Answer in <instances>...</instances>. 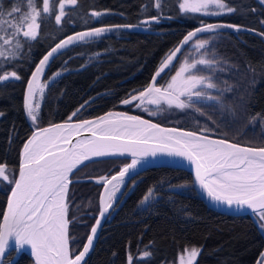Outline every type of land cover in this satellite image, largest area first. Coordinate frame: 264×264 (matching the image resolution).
Instances as JSON below:
<instances>
[{"label":"trees","instance_id":"16d2710c","mask_svg":"<svg viewBox=\"0 0 264 264\" xmlns=\"http://www.w3.org/2000/svg\"><path fill=\"white\" fill-rule=\"evenodd\" d=\"M59 1L54 0V8L49 14L42 13L37 18L40 25L37 37L29 39L22 33L28 30L30 20L21 21L29 12L27 0H0V12H3L0 16V52L3 53L0 74L11 71L19 77L0 83V164L7 166L9 175L16 174L21 147L37 127L93 118L107 111H123L163 126L198 133L204 128L207 131L202 134L211 137L243 146L264 147L263 4L257 0H222L234 9L232 13L204 17L181 12L180 0H77L76 5L65 9V16L58 25L55 7ZM36 3L38 6L39 1ZM50 6H53V0H50ZM13 8L20 11L9 16ZM92 12L105 15L94 18ZM145 20L150 23L144 25ZM209 23L241 28L239 32L219 29L200 33L192 39L208 40L209 44L201 53L214 52L219 61L213 82L221 89L231 88L221 97L223 107L215 102L196 105L204 113L201 115L192 109L161 106L157 116L149 117L133 109L132 105L121 104L122 100L138 95L147 87L150 79L161 70L163 61L189 31ZM115 25H139L142 28H112L102 37L87 44L70 46L63 50V55L50 59L46 78L55 72L61 75L47 86L37 121L35 125L31 123L23 99L28 80L42 56L68 35ZM190 42L180 48L156 80L155 87H162L176 72L191 50ZM96 53L100 55L88 63L89 56ZM66 60L67 65L64 64ZM64 67L70 71H63ZM196 74L209 75V72ZM86 101L89 102L87 107L72 116ZM127 162V159L95 161L71 176L72 180L80 181L70 183L67 195L71 257L81 249L98 213L101 184L94 180L109 177ZM169 184H186L188 187L178 191ZM11 186L7 182L5 189H0V215ZM154 187L158 188L155 199L150 207L142 210L138 206L140 200L149 188ZM257 220L258 217L253 215L227 216L206 208L193 192L185 171L150 168L131 179L129 187L104 221L84 264H129V255L137 258L134 264H176L178 256L193 247L202 250L194 264H255L264 249V231L258 228ZM145 251L150 255L142 258ZM11 260V264H32L25 253L15 257L14 251L9 252L4 263Z\"/></svg>","mask_w":264,"mask_h":264},{"label":"snow or ice","instance_id":"6c2138e0","mask_svg":"<svg viewBox=\"0 0 264 264\" xmlns=\"http://www.w3.org/2000/svg\"><path fill=\"white\" fill-rule=\"evenodd\" d=\"M70 5H76L77 0H67ZM264 3V0H261ZM210 4H214L221 11L208 13ZM27 12L21 21L28 23V30L23 31V37L35 39L37 37V18L43 14H49L54 8L50 7L49 0H43L42 12L35 0H27ZM180 9L184 13H201L206 15H221L226 10L232 13L233 8L227 7L222 0H184L180 3ZM19 8H13L8 13L12 16L18 13ZM3 12H0V16ZM105 15L102 12H92L94 18ZM65 16V0L60 2V14L55 16L56 24H61ZM156 20V17L152 18ZM144 25L150 22L145 20ZM264 24V21H261ZM139 25H115L112 27H96L88 31L76 32L68 35L65 39L56 43L54 47L40 60L28 81L27 92L24 97V108L27 116L35 125L39 102H35L34 96L39 91L44 92V87L38 83L41 73L45 70L50 59L56 55H63V50L70 46L87 44L94 38H100L103 34L112 31V28H133ZM12 27H16L12 25ZM232 28L237 32L241 28L232 24L209 23L203 24L195 31H189L180 42L181 46L188 44L197 33L215 32L217 29ZM251 31L249 29H244ZM19 31V29H18ZM261 35H264L262 33ZM8 41H5L7 44ZM208 40H197L194 47L197 52L206 49ZM20 47L17 41V48ZM180 52V48L168 55L161 65V71L166 69ZM78 55H84L79 53ZM100 54L89 56L88 63L93 62ZM3 53L0 52V57ZM210 57V58H209ZM71 59V58H69ZM68 61H64L67 65ZM219 61L215 53L204 51L200 59L193 58L191 62L186 58L175 75L171 77L165 88L155 87L150 84L138 96L133 95L130 99H124L122 104L128 105L139 100L137 107H141L145 100L153 105L165 103L179 110L192 109L203 115L196 105H204L215 102L223 107L221 97L225 91H231L230 86L221 89L216 83L215 73L218 70ZM84 67V65H81ZM63 71H70L67 67ZM207 71L209 75H197L195 73ZM159 72L153 76L157 80ZM61 73L53 74L49 79L54 82L55 77ZM12 77L19 79L15 72ZM8 79L0 76V81ZM216 89L219 95H213L210 91ZM88 101L72 114L75 116L83 108L87 107ZM147 111V109H145ZM161 111H163L161 109ZM2 115V114H0ZM150 115H157L156 111ZM72 117H69L71 120ZM91 133V138L77 139L72 143L73 135L80 137L81 131ZM207 129L201 128L196 131H184L179 128H162L159 124L142 119L140 116L126 113L108 112L94 120H83L78 123L52 124L46 128H39L24 143L20 153L19 176L14 172L6 174V168L0 164V182H9L11 194L8 196L7 209L3 213L0 222V257L10 248L14 241L15 249L20 251L25 246H30L31 254L35 257V264H81L86 254L93 245L95 234L102 220L114 208L117 194L122 187L127 186V181L148 157L158 155L167 157H180L191 162L195 166V180L193 185L206 193L212 202L235 207L238 211L245 208L251 210L253 216L260 210L257 225L264 231V147H244L236 143H230L227 139H212L204 133ZM131 156V162L120 167L119 171L110 177H99L97 183L103 182L104 191L99 197V215L91 228V234L83 245V250L78 255L70 257L69 252V220L66 218L69 212L67 195L70 182V174L83 166L85 162H92L98 158L111 156ZM161 182L160 187H162ZM171 188H185L186 184L171 185ZM158 188H149L139 202V207L145 209L151 206L155 199ZM187 256L181 257V264H194L198 253L202 250L193 247L187 249ZM150 255L145 251L142 258ZM264 258V252L261 253ZM136 257L128 256L129 264H134Z\"/></svg>","mask_w":264,"mask_h":264},{"label":"water","instance_id":"95a60500","mask_svg":"<svg viewBox=\"0 0 264 264\" xmlns=\"http://www.w3.org/2000/svg\"><path fill=\"white\" fill-rule=\"evenodd\" d=\"M57 43H59V42H57ZM55 46V44L52 46V47H54ZM51 47V48H52ZM182 46H181V43H179V45L177 46V48H181ZM51 48L42 56V58L51 50ZM176 48V49H177ZM176 49L174 50V51H176ZM41 58V59H42ZM40 59V60H41ZM40 60H39V62H40ZM39 62L37 63V65L39 64ZM36 65V66H37ZM36 66H35V68H34V70H33V72L35 71V69H36ZM165 70V69H164ZM164 70L163 71H159V76L164 72ZM32 72V73H33ZM158 73V72H157ZM156 73V74H157ZM159 76L157 77V79L159 78ZM32 78V75L30 76V78H29V80ZM153 78V77H152ZM150 79V81H149V83H148V85H147V87L150 85V84H154L155 85V82L156 81H153V79ZM28 80V81H29ZM146 87V88H147ZM108 112H113V113H126V112H123V111H107V112H104V113H102V114H100L99 116H96V117H93V118H88V119H83V120H94V119H96V118H98V117H100V116H103V115H105L106 113H108ZM126 114H128V115H134V114H129V113H126ZM134 116H138V115H134ZM141 117V116H140ZM142 119H145V118H143V117H141ZM83 120H78V121H72V122H59V123H55V124H61V123H78V122H80V121H83ZM145 120H149V119H145ZM149 121H151V120H149ZM152 123H155V122H153V121H151ZM155 124H158V123H155ZM160 125V124H159ZM50 125H47V126H45V127H42V128H46V127H49ZM160 127H162V128H176V127H171V126H163V125H160ZM180 129V128H179ZM181 130H184V129H181ZM34 131H36V130H34ZM33 131V132H34ZM184 131H189V130H184ZM32 132V133H33ZM32 133L29 135V137L25 140V142L31 137V135H32ZM198 133V132H197ZM205 135V134H204ZM208 136V135H207ZM210 138H212V139H221V138H215V137H211V136H209ZM88 138H91V133H89V132H86V131H81V135H80V137H77V136H75V135H73V137H72V143H76V141H77V139H88ZM24 142V143H25ZM230 142V141H229ZM24 143H23V145H24ZM230 143H233V142H230ZM240 145V144H239ZM241 146H243V145H241ZM244 147H249V146H244ZM22 149H23V146L21 147V151H22ZM21 151H20V153H21ZM108 159H127L128 160V162L127 163H130L131 162V156L130 155H126V156H111V157H106V158H98V159H95L94 161H92V162H95V161H100V160H108ZM89 163H91V162H85L84 163V165L83 166H85L86 164H89ZM19 164H20V157H19V160H18V163H17V170H16V174H15V176L18 178V176H19ZM83 166H81V167H83ZM81 167H79L78 169H80ZM154 167H168V168H173V169H178V170H182V171H185L188 175H189V179H190V184H191V188H192V190H193V192L195 193V195H196V197L204 204V206L206 207V208H208V209H210V210H213V211H215V212H217V213H220V214H223V215H227V216H250V215H252V214H250L251 213V210H249V209H247V208H245L244 210H241V211H238L235 207H228L227 205H224V204H219V203H215V202H212L211 200H210V198H208L207 197V195H206V193H204L200 188H199V186L198 185H193V181L195 180V166L194 165H192L191 164V162L190 161H188V160H186V159H184V158H180V157H167V156H161V155H158L157 157H148V158H146L145 159V162L140 166V168H138L136 171L138 172V175L139 174H141L142 172H144L145 170H148V169H150V168H154ZM77 170H75L74 172H76ZM119 171V170H118ZM117 171V172H118ZM117 172H115L114 174H112V175H115ZM73 174H70V177H69V179H70V181H74V180H72L71 179V176H72ZM112 175H110V176H112ZM109 176V177H110ZM135 176H137V175H133L132 176V178L133 177H135ZM131 178V179H132ZM131 179H129L128 181H127V186H128V184H129V182L131 181ZM88 180H90V179H88ZM95 182V181H94ZM70 183H72V182H70ZM96 184H101V189H100V192H99V196H98V213H97V215H96V217L99 215V197H100V194L104 191V185H103V182H99V183H97V182H95ZM13 186V185H12ZM11 186V187H12ZM126 186V187H127ZM11 187H10V189L8 190V192L6 193V195H5V199H4V204H3V209H2V212H1V215H0V222H2V220H3V213H4V211H6V209H7V200H8V196L11 194ZM126 187H122V190H121V192H119L118 194H117V200L115 201V205H116V203L118 202V200H119V198L122 196V194H123V192H124V190H125V188ZM257 211V214H259L260 213V210L259 209H257L256 210ZM111 212V211H110ZM109 212V213H110ZM109 213L106 215V217L102 220V223H101V225L100 226H98V229H97V233L95 234V238H94V241H93V245H92V247L90 248V251H89V253L88 254H86V256H85V259H84V261H82L81 262V264H84V262L87 260V258L89 257V255L91 254V252H92V250H93V248H94V246H95V244H96V241H97V239H98V235H99V232H100V229L102 228V226H103V224H104V221L106 220V218H107V216L109 215ZM67 218V217H66ZM95 222H96V218H95V220H94V222H93V224L91 225V227H90V229H89V232H88V234H87V236H86V239H85V241H84V243H86L87 242V237H88V235H90L91 234V228H92V226L95 224ZM11 243V247L10 248H8L7 250H6V252H5V254L2 256V257H0V264H11L12 262H13V260H11L10 262H8V263H4V259H5V257L7 256V254L9 253V252H11L12 250H16L15 249V245H14V241H11L10 242ZM84 243H83V245H84ZM83 245H82V247H81V249L79 250V251H81V250H83ZM23 252V251H22ZM262 252H264V249L261 251V253ZM16 253H17V255L19 254V253H21V251H17L16 250ZM23 253H25V252H23ZM261 253L259 254V256H258V258H257V260H256V262H255V264H257L258 263V261L260 260V258H261ZM27 256H28V254L27 253H25ZM79 254V252H77L75 255H78ZM16 255V256H17ZM69 255H70V253H69ZM15 256V257H16ZM29 257V256H28ZM71 257V256H70ZM73 258H74V256H72ZM30 258V257H29ZM31 259V258H30ZM33 262V261H32ZM34 264V263H33Z\"/></svg>","mask_w":264,"mask_h":264},{"label":"rangeland","instance_id":"374dc122","mask_svg":"<svg viewBox=\"0 0 264 264\" xmlns=\"http://www.w3.org/2000/svg\"><path fill=\"white\" fill-rule=\"evenodd\" d=\"M37 1H39V9L41 10V12H42V9H43V0H35V2H37ZM258 2H260L261 4H263L264 5V3H262L261 2V0H257ZM60 2H61V0L57 3V5H56V7H55V9H56V12H55V14L56 15H59L60 14ZM184 2V0H180L179 1V4H178V6H179V10L181 11V9H180V3H183ZM49 4H50V0H49ZM68 6H70V4L67 2V0H65V9L68 7ZM51 7V6H50ZM208 13H213V12H219V11H221L220 9H218L214 4H210L209 5V7H208V9L206 10ZM182 12V11H181ZM223 13H226V10L223 12ZM193 14H198V15H201V16H204V17H215V16H218V15H211V14H208V15H206L204 12H201V13H193ZM38 21V20H37ZM31 22V21H30ZM137 28H139V29H141L142 27L141 26H139V27H137ZM28 29V28H27ZM127 29H132V28H127ZM224 29H227V30H232V31H236L235 29H232V28H224ZM217 30H219V29H217ZM205 33H207V32H205ZM197 34H200V33H197ZM195 43H196V41H193V40H191V42H190V49L191 50H189L188 51V53H187V55H186V57L181 61V63H180V65H179V67H178V69L180 68V66H181V64L185 61V59L187 58L188 59V61L189 62H191V60L193 59V58H195V59H200L201 58V50H200V52H197L196 51V49H195V47H194V45H195ZM48 65V64H47ZM47 65H45V70H44V72L43 73H41V75H40V79H39V81H38V83L40 84V85H42L43 87H44V92L43 93H40L39 91L36 93V95L34 96V107H35V102H39V104H40V107H41V103H42V100H43V97H44V94H45V90H46V88H47V86L49 85V83H51L52 82V80H50L49 78L50 77H53V74H51L49 77H47L46 78V76H45V72H46V68H47ZM178 69L176 70V71H178ZM11 71H8V72H5V73H2V74H0V76H6V77H8V79H11V78H14V77H12L11 76ZM55 73H57V72H55ZM176 73V72H175ZM175 73L173 74V75H175ZM196 74V73H195ZM172 75V76H173ZM198 75V74H197ZM171 76V77H172ZM171 77L168 79V81H167V83L166 84H164L162 87H160V88H165L166 86H167V84H168V82H170V80H171ZM55 78H57V77H55ZM8 79H6V80H8ZM5 80V81H6ZM5 81H0V83H2V82H5ZM208 91H210L211 92V94H213L214 92H217V90L216 89H211V90H208ZM26 92H27V90H26ZM26 94V93H25ZM136 96H138V95H136ZM24 97H25V95H24ZM140 103V101L139 100H136V101H133L131 104H128V105H132V108L133 109H135V110H139V111H141V112H144L145 113V115H147V116H149V117H155V116H157V115H155V116H153V115H150V112H152V111H156V112H158V109L161 107V106H164L165 108H169V106L167 105V104H165V103H161V105H159V106H157V105H153V104H150V103H148L147 102V100H145V102H144V104L141 106V107H137L136 105L137 104H139ZM209 103H211V102H209ZM23 104H24V99H23ZM122 104V103H121ZM123 105H125V104H123ZM173 108H175L174 106H173ZM25 109V108H24ZM145 109H147V111L145 110ZM157 109V110H156ZM39 110H40V108L39 109H37V111H36V115H37V117H38V114H39ZM25 113H26V110H25ZM130 114V113H129ZM158 114V113H157ZM26 115H27V113H26ZM135 115V114H134ZM0 117H1V115H0ZM28 117V116H27ZM28 119H29V121L31 122V123H33L32 122V120H31V118L30 117H28ZM45 127V126H44ZM42 128V127H41ZM35 130H37V129H35ZM5 166V165H4ZM5 168H6V174H8V172H9V169L7 168V166H5ZM0 179H2V178H0ZM97 180L98 179H95L94 181L95 182H97ZM102 182V181H101ZM5 183H7V182H0V189H5L4 188V185H5ZM130 183V182H129ZM133 185V184H132ZM129 187V184H128V186L125 188V190H124V192L126 191V189ZM132 187V186H131ZM173 189H175V190H178V191H181L182 190V188H173ZM123 192V193H124ZM123 195V194H122ZM119 200H120V198H119ZM118 200V201H119ZM117 204V203H116ZM139 208H141V207H139ZM112 211V210H111ZM110 214V213H109ZM260 214V213H259ZM259 214H257L256 216L257 217H259ZM186 250V249H185ZM188 251H190L191 249H187ZM12 251H14V253H15V256L17 255V253H16V250H12ZM21 253H23V252H21ZM70 253V252H69ZM20 254V253H19ZM18 254V255H19ZM17 255V256H18ZM16 256V257H17ZM182 256H184V257H186L187 256V252L186 251H184L182 254H180L179 256H178V259H177V262H176V264H181V257ZM30 259V258H29ZM31 260V259H30ZM32 261V260H31ZM32 264H33V262H32ZM257 264H264V258H260V260L258 261V263Z\"/></svg>","mask_w":264,"mask_h":264},{"label":"bare ground","instance_id":"6f19581e","mask_svg":"<svg viewBox=\"0 0 264 264\" xmlns=\"http://www.w3.org/2000/svg\"><path fill=\"white\" fill-rule=\"evenodd\" d=\"M32 136V135H31ZM21 252H25L28 254V256L31 258V260L33 261V263L35 264V257L32 256L31 254V250H30V246H25L23 249L20 250Z\"/></svg>","mask_w":264,"mask_h":264}]
</instances>
